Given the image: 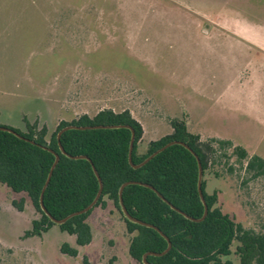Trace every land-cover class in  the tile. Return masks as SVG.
<instances>
[{
    "label": "rangeland",
    "instance_id": "1",
    "mask_svg": "<svg viewBox=\"0 0 264 264\" xmlns=\"http://www.w3.org/2000/svg\"><path fill=\"white\" fill-rule=\"evenodd\" d=\"M104 109L141 125L139 152L171 134V121L186 125L187 110L235 112L225 126L213 119L187 131L214 151L205 192H217L235 223L264 232V177L246 169L252 156L264 160V126L241 128L264 123V0H0V126L25 132L28 123L48 140L60 121ZM21 198L19 212L11 202ZM38 218L24 194L0 184V264H142L111 201L87 217L83 247L59 225L24 238ZM63 243L77 256L60 253Z\"/></svg>",
    "mask_w": 264,
    "mask_h": 264
},
{
    "label": "trees",
    "instance_id": "2",
    "mask_svg": "<svg viewBox=\"0 0 264 264\" xmlns=\"http://www.w3.org/2000/svg\"><path fill=\"white\" fill-rule=\"evenodd\" d=\"M68 125L131 127L134 132L132 163L135 165L165 144L179 141L186 144L198 157L204 175L208 170V155L214 152L211 144L201 143L197 135L187 131L185 122L178 120L171 121V134L149 142L145 150L139 152L143 130L127 110L116 113L104 109L93 117L82 115L71 122L60 121L48 140L45 129L37 130L28 123L25 124V132L12 129L23 139L0 131V184L13 193L24 194L39 214L38 219L31 221L30 229L24 232V238L40 237L55 225L42 212L39 198L54 161L53 153H56L59 155V162L43 193V205L52 218L63 219L93 201L99 184L92 166L102 181L101 195L91 210L58 226L62 232L75 238L77 247L91 242L92 235L86 219L94 208L104 207L105 200H108L119 212L126 232L132 235L128 254L133 260L142 263L144 254L161 253L166 249L167 241L156 230L127 220L120 210L119 187L124 182L133 181L139 184L128 185L122 192L123 205L128 214L156 227L171 244L170 250L162 256L148 255L146 261L149 264H233L229 259L233 243L237 244L234 255L239 264H264V232L256 233L245 229L222 213L217 207V192L207 194L204 180L201 189L208 212L203 221H191L171 208L172 206L194 219H199L203 214L197 190L198 164L189 150L181 145H171L144 166L135 169L128 162L131 131L120 127L67 130L60 137V144L65 152L63 155L58 147L56 133ZM211 142L220 148L232 147L230 141ZM233 152L241 160L247 158L246 151L240 146L235 147ZM77 156H85L87 159L72 158ZM246 169L264 177V160L252 156ZM11 204L21 212L24 199L13 200ZM59 250L69 257H76L78 254L77 249L67 243H63ZM82 264H88L85 258Z\"/></svg>",
    "mask_w": 264,
    "mask_h": 264
},
{
    "label": "water",
    "instance_id": "3",
    "mask_svg": "<svg viewBox=\"0 0 264 264\" xmlns=\"http://www.w3.org/2000/svg\"><path fill=\"white\" fill-rule=\"evenodd\" d=\"M120 127H123V128H127L131 131V138H130V143H129V150H128V162L130 164V166L132 168H140L142 166H144L146 163H148L155 155H157L158 153L162 152L163 150H165L166 148H168L169 146L171 145H174V144H177V145H181L183 146L184 148H186L187 150H189L191 152V154H193L197 160V164H198V180H197V190H198V195H199V198L201 200V203L203 205V214L202 216L199 218V219H194V218H191L189 217L188 215H186L185 213L181 212L180 210L174 208L171 206V208L173 210H176L178 213L182 214L185 218L191 220V221H194V222H201L205 219V217L207 216V212H208V208H207V205H206V202L204 200V197H203V193H202V189H201V186H202V178H203V172H202V168H201V165H200V162H199V159L198 157L195 155V153L184 143L182 142H179V141H171L167 144H165L163 147L159 148L158 150H156L155 152H153L152 154H150L146 159H144L142 162H140L139 164H133L132 163V149H133V141H134V132L133 130L131 129V127L127 126V125H123V126H113V125H107V126H103V125H96V126H74V125H68V126H65L63 128H61L57 133H56V140L58 142V147L60 149V152L61 154L65 155V152L60 144V137L61 135L66 132L67 130H70V129H77V130H94V129H112V128H120ZM0 131H4V132H8V133H11L13 134L14 136L20 138V139H23L22 136H20L19 134H17L16 132H14L12 129H9V128H6V127H1L0 126ZM26 140V139H25ZM27 141V140H26ZM31 143H33L32 141H30ZM44 149H47L45 147H43ZM49 150V149H47ZM51 151V150H49ZM52 152V151H51ZM53 153V152H52ZM54 154V161L49 169V172H48V175L46 177V180H45V183L42 187V190H41V193H40V198H39V205H40V208L42 210V212L50 219V221L55 224V225H61L63 223H65L66 221H68L69 219H71L72 217H75V216H78V215H82V214H85L87 213L89 210H91V208L97 203L100 195H101V192H102V181L98 175V173L96 172V170L94 169V167L92 166V169H93V172L98 180V184H99V188H98V192L95 196V198L93 199V201L88 205L86 206L85 208H83L82 210H79V211H76V212H73L71 214H69L68 216L64 217L63 219H60V220H56L54 218H52L50 216V214L46 211L44 205H43V193L46 189V187L48 186V183L50 181V178L52 176V172L54 170V168L56 167L57 163L59 162V155L56 154V153H53ZM72 158H83V159H87L85 156H77V157H72ZM132 184H139L138 182H133V181H128V182H124L120 187H119V190H118V201H119V206H120V210L123 214V216L131 221V222H134V223H137L139 225H142V226H145V227H148V228H152L154 230H156L166 241H167V247L166 249L161 252V253H146L143 255L142 257V263L143 264H149L147 261H146V257L148 255H153V256H162L164 254H166L169 250H170V247H171V244H170V241L169 239L162 233L160 232L156 227H154L153 225H150V224H147V223H144V222H141L137 219H134L133 217H131L126 208L124 207L123 205V201H122V192L124 190V188L128 185H132ZM147 186V185H146ZM149 188H151L150 186H147ZM152 189V188H151ZM157 195L162 198V196L157 193ZM165 201V200H164Z\"/></svg>",
    "mask_w": 264,
    "mask_h": 264
},
{
    "label": "crops",
    "instance_id": "4",
    "mask_svg": "<svg viewBox=\"0 0 264 264\" xmlns=\"http://www.w3.org/2000/svg\"><path fill=\"white\" fill-rule=\"evenodd\" d=\"M193 109H190V110H187V112H184V114L187 115L186 128L189 127V126H191V125H194V124L195 125H198V126H200V125L201 126H204V125H206V122L213 121V119L218 120V121H221V122H219V124L221 126H225L226 123L228 124L233 118L237 117V114L235 112H233L232 114L231 113L229 114L227 111H223V109H222L223 112L221 111L219 113H216L214 110H211V109L200 110L198 114H195V112H194ZM246 121L247 122L244 123L241 128H244V127H256V126L259 127V126H264V123L261 122V124H260L255 119H253L252 121L251 120L250 121L249 120H246ZM32 238H34V237H32Z\"/></svg>",
    "mask_w": 264,
    "mask_h": 264
}]
</instances>
